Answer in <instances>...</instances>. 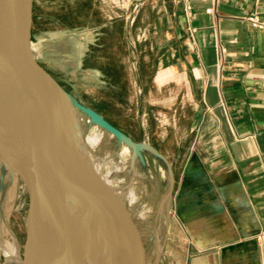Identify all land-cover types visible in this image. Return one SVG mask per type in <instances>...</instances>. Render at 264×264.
Returning a JSON list of instances; mask_svg holds the SVG:
<instances>
[{"label":"rangeland","instance_id":"1","mask_svg":"<svg viewBox=\"0 0 264 264\" xmlns=\"http://www.w3.org/2000/svg\"><path fill=\"white\" fill-rule=\"evenodd\" d=\"M181 1L32 0L30 45L36 63L73 101L169 162L167 167L146 150L134 154L86 116L71 123L124 210L126 223L114 204L127 264L131 259L192 264L199 252L179 213L191 193L185 182L202 167L197 151L205 144L199 136L203 122L195 119L200 106L188 79L177 72V57L164 46L161 28L165 8ZM95 135L94 143H86ZM0 163V264H21L28 195L17 174ZM129 192L136 199L132 204L125 197Z\"/></svg>","mask_w":264,"mask_h":264},{"label":"crops","instance_id":"2","mask_svg":"<svg viewBox=\"0 0 264 264\" xmlns=\"http://www.w3.org/2000/svg\"><path fill=\"white\" fill-rule=\"evenodd\" d=\"M253 14L264 18V0H187L162 14L203 122L202 167L179 213L199 251L192 264H264V30L245 21Z\"/></svg>","mask_w":264,"mask_h":264},{"label":"water","instance_id":"3","mask_svg":"<svg viewBox=\"0 0 264 264\" xmlns=\"http://www.w3.org/2000/svg\"><path fill=\"white\" fill-rule=\"evenodd\" d=\"M0 4V80L5 78L7 83L5 110L0 109V161L20 178L29 201L21 264H93L72 241L71 206L87 210L89 219L96 222L89 228L91 239L102 241L106 209L97 176L52 96L66 99L67 95L32 54V0H0ZM74 106L134 154L146 150L170 166L154 147L135 142L93 109L75 101ZM113 199L125 222L123 208ZM46 225L56 229L57 239H47ZM130 264H135L132 259Z\"/></svg>","mask_w":264,"mask_h":264},{"label":"bare ground","instance_id":"4","mask_svg":"<svg viewBox=\"0 0 264 264\" xmlns=\"http://www.w3.org/2000/svg\"><path fill=\"white\" fill-rule=\"evenodd\" d=\"M5 80H6L5 78L0 80V109L2 111L5 110L4 107H5L6 100H7L6 99L7 83L5 82ZM1 87H3V89H1ZM1 90H2V92H5V95L1 93ZM52 96H53L54 101L57 103L59 108L64 112L66 117L70 116V118H71V119H69L70 124L72 123L73 120L78 121L79 116H85L77 108H75L74 101L71 98H69L68 96H66V99L63 97H60L59 95H57L55 93H53ZM76 138L77 137L75 136V139ZM94 138L98 139V137L96 135H95V137L94 136L87 137L86 143L89 144L92 141V139H94ZM94 141H96V140L94 139ZM94 141L92 143H94ZM92 143H90V144H92ZM83 146H85V145H83ZM125 148L127 149L126 146H125ZM123 151H125V150L123 149ZM87 154H86V157L89 160V162L91 163V166H92V168H93V170L97 176V180L99 182V186H100V190H101V195H102L104 203H105V209H106L105 210V215H106L105 217H106V219H105L104 224L106 227L101 232V240L102 241H100V242H102L103 245L100 244V242L98 240L95 242L92 241L89 228L91 225L93 228V226L96 224V222L94 219H92V220L89 219V215H88L87 210L82 206H78V207L77 206H71V213H72L73 220H74L73 226L75 227L74 236H73L72 241H73L74 245H76V246L79 245L84 250V252L93 259V264H118L120 260L126 261V257L124 255L123 246H122V243L120 240V234H121V233H119V227H120L119 224L120 223H118V220H117V218L120 215L117 212L119 216L116 217L117 213H116V208L114 206L115 203L112 201L113 195H116L117 193L115 192V190H114L115 188L113 187V185L110 183V180H108L106 177L102 176L104 174L100 173L99 167L95 164V162L89 156V153H87ZM126 161H127V159H126ZM2 167H3V165L0 163V168H2ZM123 171H125V170L123 169ZM122 181H125V180H122ZM114 185H116V184H114ZM111 187H113L114 189ZM121 193L123 194V191ZM115 197H117V196H115ZM125 197L127 198V201L130 204H132L133 200L134 201L136 200L134 198L135 196L133 197L132 192H129L128 195H126ZM117 201H118V199H117ZM141 216H142V214H141ZM120 218H121V216H120ZM2 223L3 222H1V224ZM89 223H91V224L89 225ZM45 227H46V235L48 236L47 239L53 240V239H55V238L57 239L59 237V234L57 233L56 229L52 225H46ZM124 228H125V226H124ZM121 229H123V228H121ZM127 246H129V245H127ZM157 246H158V244H157ZM159 248H161V247H159ZM158 250L159 249H157L156 251H158ZM4 253H5V251H4ZM16 254H17V252H16ZM156 254H154V256ZM5 256L6 255H4V257ZM8 256H10V255H8ZM15 258H17V257H15ZM8 259H7V261H8ZM12 260L14 261V259H12ZM10 261H8V262H10Z\"/></svg>","mask_w":264,"mask_h":264},{"label":"built area","instance_id":"5","mask_svg":"<svg viewBox=\"0 0 264 264\" xmlns=\"http://www.w3.org/2000/svg\"><path fill=\"white\" fill-rule=\"evenodd\" d=\"M187 1V0H182ZM185 10L189 11L191 9L189 4H185ZM208 13L211 12V9L207 10ZM245 21L251 26L252 28L264 30V18H262L258 14L249 15L245 18Z\"/></svg>","mask_w":264,"mask_h":264}]
</instances>
